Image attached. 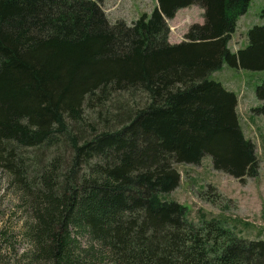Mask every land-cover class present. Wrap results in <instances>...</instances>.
Masks as SVG:
<instances>
[{
	"label": "trees",
	"instance_id": "16d2710c",
	"mask_svg": "<svg viewBox=\"0 0 264 264\" xmlns=\"http://www.w3.org/2000/svg\"><path fill=\"white\" fill-rule=\"evenodd\" d=\"M102 1L0 0V167L30 216L21 255L33 264H264V239L221 242L222 229H196L185 204L161 195L179 182L174 162L204 154L240 181L257 173L238 95L209 73L223 61L264 69V22L232 50L250 0H155L131 22L111 21ZM190 4L203 20L169 41L167 18ZM255 94L264 115V78Z\"/></svg>",
	"mask_w": 264,
	"mask_h": 264
},
{
	"label": "rangeland",
	"instance_id": "374dc122",
	"mask_svg": "<svg viewBox=\"0 0 264 264\" xmlns=\"http://www.w3.org/2000/svg\"><path fill=\"white\" fill-rule=\"evenodd\" d=\"M155 4V0L102 1V7L111 21L122 18L127 22L142 12L149 15ZM262 8L264 0H250L246 11L237 18L228 42L230 49L244 46L248 28L264 22V17L259 15ZM202 20L203 9L199 5L179 8L173 17L167 18L169 41L181 40L192 22ZM209 77L221 81L237 93L240 124L244 134L255 143L258 171L240 181L215 168L211 156L204 154L197 162H174L180 173L179 182L161 195L185 204L188 219L196 229L204 230L208 222L222 229L221 242L231 236L264 239V115L253 110L261 103L255 94V86L264 78V69L234 67L223 61L219 68L209 73ZM86 113L93 115L90 108L86 109ZM29 218L8 184V174L0 167V264H33L28 256L21 255L30 246L21 233L24 222ZM211 231L216 232L214 229ZM79 238L81 242L88 243L86 236ZM204 246L210 250V255L214 253L210 249V241L204 242ZM103 248L108 256L112 255L109 248Z\"/></svg>",
	"mask_w": 264,
	"mask_h": 264
}]
</instances>
